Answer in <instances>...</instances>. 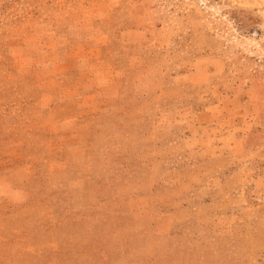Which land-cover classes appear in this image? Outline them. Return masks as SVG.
<instances>
[{"label": "rangeland", "instance_id": "obj_1", "mask_svg": "<svg viewBox=\"0 0 264 264\" xmlns=\"http://www.w3.org/2000/svg\"><path fill=\"white\" fill-rule=\"evenodd\" d=\"M0 264H264V0H0Z\"/></svg>", "mask_w": 264, "mask_h": 264}]
</instances>
